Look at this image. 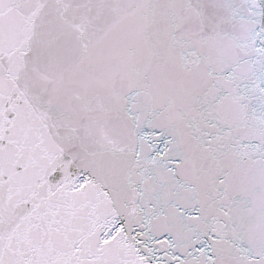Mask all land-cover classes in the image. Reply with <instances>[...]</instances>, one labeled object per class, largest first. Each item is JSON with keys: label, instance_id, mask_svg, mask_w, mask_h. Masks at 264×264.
Masks as SVG:
<instances>
[{"label": "snow or ice", "instance_id": "6c2138e0", "mask_svg": "<svg viewBox=\"0 0 264 264\" xmlns=\"http://www.w3.org/2000/svg\"><path fill=\"white\" fill-rule=\"evenodd\" d=\"M0 264H264V0H0Z\"/></svg>", "mask_w": 264, "mask_h": 264}]
</instances>
